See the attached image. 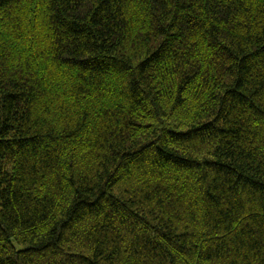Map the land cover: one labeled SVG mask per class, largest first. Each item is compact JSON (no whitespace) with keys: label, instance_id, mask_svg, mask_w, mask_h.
<instances>
[{"label":"trees","instance_id":"obj_1","mask_svg":"<svg viewBox=\"0 0 264 264\" xmlns=\"http://www.w3.org/2000/svg\"><path fill=\"white\" fill-rule=\"evenodd\" d=\"M0 264H264V0H0Z\"/></svg>","mask_w":264,"mask_h":264}]
</instances>
